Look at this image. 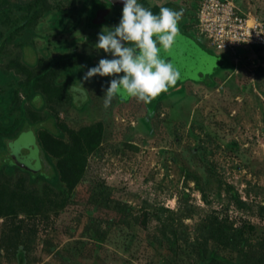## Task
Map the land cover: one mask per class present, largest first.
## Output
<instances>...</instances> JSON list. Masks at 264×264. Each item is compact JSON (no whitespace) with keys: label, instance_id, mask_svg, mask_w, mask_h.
<instances>
[{"label":"rangeland","instance_id":"rangeland-1","mask_svg":"<svg viewBox=\"0 0 264 264\" xmlns=\"http://www.w3.org/2000/svg\"><path fill=\"white\" fill-rule=\"evenodd\" d=\"M49 1L53 8L31 25L32 37L20 31L0 51L1 111L10 113L22 104L28 128L8 143L7 151L0 141V170L6 157L39 165L50 176L33 182L14 169L11 182L4 183L0 175L2 198L27 188L42 196L39 208L21 207L0 217V264H18L17 242L27 245L26 264H204L213 257L222 264H264L261 46L241 50L238 57L216 51L195 32L201 0H172L167 8L183 9L179 34L190 42L178 56L190 63L188 76L147 104L114 97L105 108L103 88L110 77L81 78L104 56L92 46L102 27L118 23L122 5L111 0ZM234 1L264 20V0ZM138 2L155 14V2L169 1ZM13 10L12 18L22 14ZM8 28L0 21V31ZM76 50L83 74L69 76L55 67V80H40L35 100L17 87L19 79L38 73L50 57ZM223 55L231 62L216 72L214 87L195 82L214 73ZM74 89H82L83 95ZM48 116L66 128L55 153L49 137L37 133L40 121L58 131ZM97 123L100 140L87 151L77 183L71 187L69 170L60 174V181L53 179L56 166L62 169L61 150L73 141L70 130Z\"/></svg>","mask_w":264,"mask_h":264},{"label":"trees","instance_id":"trees-1","mask_svg":"<svg viewBox=\"0 0 264 264\" xmlns=\"http://www.w3.org/2000/svg\"><path fill=\"white\" fill-rule=\"evenodd\" d=\"M52 8V3L49 0H27V2H25L24 4H18L16 2H13L12 0H0V21L3 24H9V28L7 31H0V51L3 50L6 44L14 39V35L19 33L20 31H25L29 35V37H32L34 27L31 25H34L36 23V20L46 15L50 10H52ZM13 9H17V13L22 12V14H18V16L12 18L11 14L14 11ZM78 56L79 53L76 50L72 53L69 52L66 54H60L50 57L45 62L43 67H41V70L38 73L34 74L26 80L19 79L17 87L25 88L27 96L29 97L31 94L34 96L33 98L35 100L37 94H34V90L40 80L45 77H51L52 82L55 80V78L51 76L52 71L55 67L63 68L66 73H69V76L73 75L76 72L78 73V75L83 74L85 67L78 66ZM230 62L231 59L228 56L223 55L219 58L218 65L216 66L217 69L214 73L205 75V77H201L195 82L206 84L209 87H214V77L216 75V72H220L221 70L228 68ZM59 88L60 87H57L58 90ZM16 95L17 90H14L12 100H16ZM19 110L21 111L19 112ZM10 113L8 111H4L3 113L0 108V141H2V144L5 147V151H7L8 143L17 140L19 136L23 133V131L25 129H28L24 128L25 116L22 104L16 105L15 110ZM49 120L52 122L53 125L58 127V131H54L51 128L46 127L45 125H43V121L39 122V124L42 125V129H38L39 125H37L38 127H36V125H31L29 128H34L35 131H37L38 129L37 133L49 137V140L51 142L49 143L50 146H52L51 152L55 153V150L59 148L62 143H64L65 134H62L60 131H64L66 130V128L61 127V124L57 122L58 118L56 119L55 117L48 116L47 121ZM36 135L37 140L40 139V141H38V143L40 142L39 145H42L41 141H43V139L39 138L38 134ZM70 135L72 136L73 141H71L70 144H66L65 149L61 150V153L64 154V158L61 160V162H63L62 169L59 170L56 166V175L53 179L60 181V174L64 172L66 173L69 170L74 176V179L70 180V185L72 187L75 185V183H77V181L83 174L87 151H90L99 143L101 136V124L97 123L94 125H86L76 131L70 130ZM5 158L6 157H4L3 159L6 166L4 167V169L0 170V175L3 176L4 183L11 182L12 175H10V172L14 169H19L22 172L27 173L29 175V178L33 182L38 178L42 177L46 180H50V176L46 172H42L41 169L35 172L30 171L18 166L16 163L11 162L10 160H6ZM62 178L65 177L62 176ZM63 191L64 190L62 189L61 192ZM41 205L42 196H40L39 193L36 192V190L34 189H13L7 194V196L5 195V198H2L0 190V217L6 216L13 211L15 213L16 210L20 209L21 207H30V209H37ZM234 238L235 235H233L232 239ZM15 248L16 255L18 256V264H26L28 262L26 254L27 245L21 246L17 242L15 243ZM204 264L222 263L219 259L213 257L210 258L208 262Z\"/></svg>","mask_w":264,"mask_h":264},{"label":"clouds","instance_id":"clouds-1","mask_svg":"<svg viewBox=\"0 0 264 264\" xmlns=\"http://www.w3.org/2000/svg\"><path fill=\"white\" fill-rule=\"evenodd\" d=\"M121 3L118 23L102 27L92 46L97 54L103 50L104 56L81 78L110 77L107 87L102 85L105 108L114 97H135L147 104L174 86L180 77L179 70L161 52H169L175 43L183 9L160 7L154 14L138 0H121ZM74 91L83 95L82 89Z\"/></svg>","mask_w":264,"mask_h":264},{"label":"built area","instance_id":"built-area-1","mask_svg":"<svg viewBox=\"0 0 264 264\" xmlns=\"http://www.w3.org/2000/svg\"><path fill=\"white\" fill-rule=\"evenodd\" d=\"M195 32L218 52L238 57L241 50L259 45L264 57V20L247 13L234 0H201Z\"/></svg>","mask_w":264,"mask_h":264},{"label":"water","instance_id":"water-1","mask_svg":"<svg viewBox=\"0 0 264 264\" xmlns=\"http://www.w3.org/2000/svg\"><path fill=\"white\" fill-rule=\"evenodd\" d=\"M114 4H119L122 5L121 0H111ZM178 26V25H177ZM185 37H183L182 35L178 34L175 40V43L173 44L171 50L167 53L165 52H161V55L164 56L166 59L170 60L173 65L179 70L180 72V77H187L188 76V72H189V65L190 63L187 62L186 59H180L178 58V56L182 55L184 51L187 50L188 45H190V42L187 39H184ZM178 58V59H177ZM12 155L15 156V153H12ZM16 158V156H15ZM15 163L27 170L30 171H39L40 170V166L39 165H35L32 163H28V162H24V161H20V160H15Z\"/></svg>","mask_w":264,"mask_h":264},{"label":"flooded vegetation","instance_id":"flooded-vegetation-1","mask_svg":"<svg viewBox=\"0 0 264 264\" xmlns=\"http://www.w3.org/2000/svg\"><path fill=\"white\" fill-rule=\"evenodd\" d=\"M174 1H169L167 2L166 4H159V3H156L155 2V5H154V8L157 7V10L159 12V8L160 7H169L171 4H173ZM169 5V6H168ZM182 9V8H181ZM180 20L178 21V24H179Z\"/></svg>","mask_w":264,"mask_h":264},{"label":"crops","instance_id":"crops-1","mask_svg":"<svg viewBox=\"0 0 264 264\" xmlns=\"http://www.w3.org/2000/svg\"><path fill=\"white\" fill-rule=\"evenodd\" d=\"M167 1H172V0H167ZM157 3V2H156ZM103 20H105L104 18H103ZM99 24H102V23H99Z\"/></svg>","mask_w":264,"mask_h":264}]
</instances>
